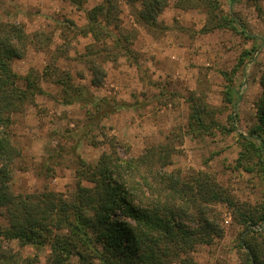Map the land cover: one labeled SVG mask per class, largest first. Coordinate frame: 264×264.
I'll return each mask as SVG.
<instances>
[{
	"label": "rangeland",
	"instance_id": "374dc122",
	"mask_svg": "<svg viewBox=\"0 0 264 264\" xmlns=\"http://www.w3.org/2000/svg\"><path fill=\"white\" fill-rule=\"evenodd\" d=\"M102 1L84 0L76 7L68 0H0V19L22 24L28 38L23 56L11 62L14 72L23 77L32 71L40 77L44 67L54 63L57 73L70 75L84 95L116 107L106 115L108 106L100 108L94 124L86 126L91 105L63 104L60 86L40 78L42 92L9 115L10 141L21 151L10 174L14 192L53 190L69 196L75 189L79 158L93 164L112 144L125 157L138 156L149 146L167 142L174 149L168 170L183 175L206 172L236 202H264V172L257 157L237 162L241 135L247 136L256 121L254 103L264 79V0H219L224 12L234 14L235 28L204 32L207 16L199 8H178L169 0L157 16L158 26L148 28L135 20L124 0L118 1L112 24L118 25L115 33L127 36L132 55L117 54L112 40H104L115 55L104 51L103 62L96 59L104 75L95 86L87 54L95 41L79 28L87 22V11ZM50 72L54 73L52 68ZM192 96L214 109L220 126L210 134L193 136L188 130ZM207 206L222 235L210 244H196L182 257L192 264H246L239 244L243 232L260 231L264 223L245 230L225 202ZM0 223H7L3 208ZM3 247L23 256L36 255L37 264L49 254L48 247L20 246L15 240L3 242ZM71 264H77L74 258Z\"/></svg>",
	"mask_w": 264,
	"mask_h": 264
},
{
	"label": "trees",
	"instance_id": "16d2710c",
	"mask_svg": "<svg viewBox=\"0 0 264 264\" xmlns=\"http://www.w3.org/2000/svg\"><path fill=\"white\" fill-rule=\"evenodd\" d=\"M68 1L76 7L84 2ZM118 1L103 0L94 5L87 11L86 24L79 28L84 34L90 33L95 41L87 53L90 82L95 86L104 75L103 52L113 54L104 40H112L111 46L117 54L132 55L127 36L115 33L118 25L112 24L119 12ZM124 1L137 22L153 28L158 26L157 16L169 0ZM173 4L178 8L201 9L207 16L202 32L235 28L234 14L224 12L219 0H173ZM241 32L245 33L243 29ZM27 39L22 24L0 19V208L5 210L7 220L6 224L0 223V264L38 263L36 255L23 256L5 249L3 242L11 240L20 246L48 247L49 254L43 264H71L73 258L77 264H173L175 261L192 264L182 255L196 244H210L214 237L222 235V228L207 214V204L225 202L236 223L245 230L264 223V202L258 205L236 202L209 173L183 175L180 170H168L166 166L174 149L167 142L149 146L138 156L125 157L112 144V149L101 153L93 164L79 158L75 189L69 196L53 190L15 193L10 174L21 151L10 141L9 115L20 111L42 92L40 78L60 86L63 104L91 105L86 109V126L94 124L98 116L95 112L100 108L108 106L105 115L116 110L107 101H94L84 95L71 83L70 75L57 73L54 63L46 65L40 77L32 71L20 77L11 62L23 56ZM97 58H101V63ZM51 68L54 73L50 72ZM260 82L262 91L254 103L256 121L247 136L241 135L242 150L237 162L241 164L244 159L257 157V164L264 172V79ZM188 102L187 126L193 136L210 134L214 127L220 126L213 117L214 109L206 102L194 96ZM243 233L239 244L244 249L246 264H264V227L260 231L248 228Z\"/></svg>",
	"mask_w": 264,
	"mask_h": 264
}]
</instances>
